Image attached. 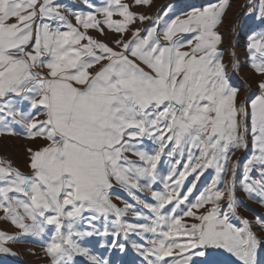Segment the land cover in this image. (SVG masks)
<instances>
[{"label": "snow or ice", "instance_id": "snow-or-ice-1", "mask_svg": "<svg viewBox=\"0 0 264 264\" xmlns=\"http://www.w3.org/2000/svg\"><path fill=\"white\" fill-rule=\"evenodd\" d=\"M133 2L148 6L151 0ZM59 7L54 0H0V98L15 94L30 99L37 112L42 109L46 119L36 120L33 113L26 118L27 128L31 139L48 141L37 150L28 149L30 175L0 161V210L5 218L25 235L39 236L52 226L46 244L51 264H69L74 255L101 264L78 243L79 237L93 235L79 231L81 223L86 220L92 227L110 214L119 223L133 206L112 203L113 182L133 195L151 189L159 179L157 165L165 148L168 155L186 151L184 170L161 179L164 190H151L156 203L143 205L154 216L152 222L120 224V229L125 235L151 234L148 248L134 245L147 264H191L193 255L205 257L209 249H224L239 264H261L258 249L264 248V241L253 225L247 219L242 227L234 225L220 207L227 199V208L235 214L234 179L226 191L215 188L213 181L195 202L189 200L195 184L181 191L197 169L215 166L218 173L227 172L229 153L246 146L239 118L247 120L248 112L237 106L240 89L229 83L217 50L221 36L215 29L228 0L194 10L184 20L165 21L162 29L157 17L143 34L140 28L131 30L130 39L124 38L130 25L152 18L133 12L122 0H108L97 13L76 14V25ZM101 25L121 34L115 48L88 34L89 29L104 34ZM177 31L192 33V38L174 40ZM261 40L264 37L250 48L260 53V62L253 53L252 67L264 76ZM185 47L188 50H182ZM258 87L261 95L252 102L251 122L259 155L245 166L243 189L264 198V80ZM18 115L25 119L9 103H0V124L9 134V118L15 122ZM243 131H248L246 123ZM143 137L156 140L159 149L139 151L136 142ZM257 166L260 179L252 180L248 173ZM180 205L184 210L177 212ZM200 209L204 211L197 214ZM136 215L143 217L139 211ZM256 222L264 226V218ZM16 239L0 232V252H9L5 245Z\"/></svg>", "mask_w": 264, "mask_h": 264}, {"label": "crops", "instance_id": "crops-1", "mask_svg": "<svg viewBox=\"0 0 264 264\" xmlns=\"http://www.w3.org/2000/svg\"><path fill=\"white\" fill-rule=\"evenodd\" d=\"M54 2L60 6L59 10L61 14L73 25H76V14L87 15L89 12L97 13L100 8L106 6L108 0H54ZM122 2L130 4L133 12L142 13L152 18L145 20L143 23L137 21L134 25H130V31L124 34L125 39H130L131 30L140 28L143 34L144 29L150 27L157 17L160 18V29H162L165 21L171 23V21L177 19L184 20L194 10H203V8L217 4L221 0H151L148 6H136L133 0H122ZM262 9H264V0H242L238 1L237 4L234 3V0H228V7L221 19V23L215 29L221 36V42L217 45V50L220 54L221 63L225 66L229 83L240 89L237 97V106L246 109L248 112L247 120L244 117L239 118L241 120V134L244 136V145L247 147L242 145L234 148L229 153L227 171L231 159L237 154H240V152L244 153L245 148L249 156L258 152V149L254 145V136L252 133L251 105L261 95L258 85L261 80H264V76L258 74L252 67L253 61L251 57L253 53L257 56L256 62H260V53L250 48V45L255 40H260L264 37V15H262ZM97 18L103 19L100 15ZM114 19H119V17H114ZM47 22L52 23L51 21ZM101 27L105 29L104 34H101L96 29H89L88 34L115 48V41L121 38V34L109 31L104 25H101ZM192 35V33L177 31L173 39L184 42L191 39ZM261 42L264 43V40H261ZM182 50L188 49L185 47ZM36 71L46 73L47 69H36ZM5 102L9 103L15 111L23 113L25 119H21L18 115L16 121L13 122L9 118L7 127L12 130L11 134L3 130V126L0 124V161L11 162L13 168L19 169L24 175H30L31 169L28 167L30 153L28 149L37 150L45 146L48 141L41 137H37L36 139L30 138L26 118L33 113H35L34 119L36 120H44L46 117L42 109L38 112L32 109L30 107V99H25L22 96L10 94L5 98H0V103ZM245 123L248 127L246 133L243 131ZM245 141H248V143H245ZM136 146L139 151L150 154L159 149V143L149 137H143L137 141ZM168 152L169 148H165L164 153L161 154V160L157 165L159 179L155 184L151 185V189L142 188L141 190H136L135 195H133L127 188L119 183L113 182V187L109 190L112 203L120 208H124L125 204H131L133 206V209L120 217L119 221L127 215H136L137 211L143 213V215L149 214L148 209L144 208L143 205L144 203H148L149 200L152 204L156 203L151 196V190L163 191L164 184L160 180L172 172L178 173L184 170L183 165L187 163L188 153L186 151H177L173 155H168ZM193 154L198 155L199 153L193 150ZM128 155L130 159L139 162L138 157L130 153ZM176 160H179L181 163L176 164ZM224 173L226 172L218 173L215 166L203 170L197 169L196 172H191L187 176L183 182L181 191L184 192L187 187L195 184L193 193L189 196V199H191L196 196L198 187L203 192L210 189L207 181L209 184L212 182L209 180L211 176L217 178ZM166 207L169 208L170 205ZM85 215L87 216L88 214L85 213ZM116 219L114 214H110L107 220L101 218L94 221L93 226L95 224H104L105 226L109 227L111 225L113 227V224H116ZM26 223H31V221H26ZM5 229L22 232L9 219L5 218V214L0 210V232H5ZM89 229H94V227H90L85 220L81 223L78 230L86 232ZM49 230H53L52 226H46L45 231Z\"/></svg>", "mask_w": 264, "mask_h": 264}, {"label": "rangeland", "instance_id": "rangeland-1", "mask_svg": "<svg viewBox=\"0 0 264 264\" xmlns=\"http://www.w3.org/2000/svg\"><path fill=\"white\" fill-rule=\"evenodd\" d=\"M238 1L242 0H234V3L237 4ZM245 143H248V141H245ZM254 155H259V152L249 156L245 148L244 153L240 152V154H237L231 159L230 166L226 173L217 178L211 176L209 180L212 182L209 184L207 181V185L212 188V183L215 181V188L226 191L227 187L234 179L235 214L233 215L227 208V199L220 202L221 210L222 212L229 213L230 221L238 227H242L241 221L247 219L253 225V231L256 233L257 237L264 241V226L256 222L258 217L264 218V198H262L258 192L250 194L243 189L245 183V166ZM233 171L235 172L234 178ZM248 175L252 180L260 179L258 166L255 170L250 171ZM204 192L198 187L196 196ZM195 197L189 200L195 202ZM148 203L152 204L150 200ZM184 207V205H180L176 211L181 212L184 210ZM206 207H210V205ZM169 208H171V205ZM193 211L196 210L194 209ZM203 211L204 209H200L197 214ZM148 213L149 214L143 215L141 218H138L137 215H127L123 217L118 224H113V227L111 225L108 227L104 224H95L92 226L94 229L86 231L93 232V235L79 237L78 243L81 247L86 248L90 255L95 256L101 264H103L104 261H106L107 264H147L141 251H138L137 247L134 245L148 248L150 246L149 238L151 234H145V236L142 237L137 235L136 232H128L127 235H125L124 231L120 229V224H150L154 216L149 210ZM184 219L188 223L196 222L189 217H184ZM105 230H107V235L99 234L105 232ZM114 231H119V235H113L112 233ZM4 233L9 236H15L17 239L15 241H9L5 245V247L10 249L9 252H0V264H51L52 258L46 253V244L50 240L51 235H53V230L45 231L38 237L37 235H25L22 232L9 229H5ZM121 244L124 246L123 250L119 247ZM195 251L196 250H193V252ZM208 251L211 254L205 257L193 255L191 264H207L209 261L211 264H239L237 259L224 249H209ZM258 260L261 264H264V248L258 249ZM69 264H92V262L88 261L86 257L74 255Z\"/></svg>", "mask_w": 264, "mask_h": 264}]
</instances>
